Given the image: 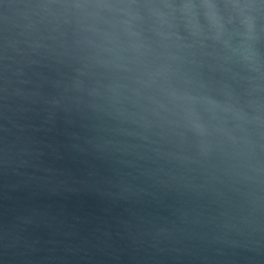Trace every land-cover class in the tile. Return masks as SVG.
Listing matches in <instances>:
<instances>
[{
  "label": "water",
  "instance_id": "95a60500",
  "mask_svg": "<svg viewBox=\"0 0 264 264\" xmlns=\"http://www.w3.org/2000/svg\"><path fill=\"white\" fill-rule=\"evenodd\" d=\"M0 264H264V0H0Z\"/></svg>",
  "mask_w": 264,
  "mask_h": 264
}]
</instances>
